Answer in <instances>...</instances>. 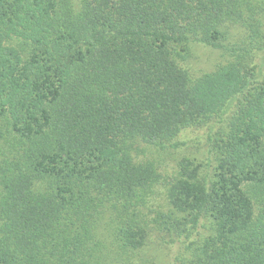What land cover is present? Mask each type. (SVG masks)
<instances>
[{"label":"trees","instance_id":"obj_1","mask_svg":"<svg viewBox=\"0 0 264 264\" xmlns=\"http://www.w3.org/2000/svg\"><path fill=\"white\" fill-rule=\"evenodd\" d=\"M157 250L264 264V3L0 0V264Z\"/></svg>","mask_w":264,"mask_h":264},{"label":"rangeland","instance_id":"obj_2","mask_svg":"<svg viewBox=\"0 0 264 264\" xmlns=\"http://www.w3.org/2000/svg\"><path fill=\"white\" fill-rule=\"evenodd\" d=\"M72 1L73 3H75L78 0H72ZM260 1L264 3V0H260ZM222 61L223 58L218 51L201 45H192L189 59L185 62H181V65L184 68L190 70L192 73L196 75H201L203 73H208L213 71L217 66V64ZM192 152L193 150L177 152L176 154H165V155H161V157L158 156V159L160 161L159 163L161 164V167L159 166L160 172L164 176L169 177L173 169L177 166L178 161H180V159L184 155L185 156L190 155L192 154ZM162 198L163 196L161 192V195L158 194L154 197V201L159 202V200ZM151 254L155 257V260L158 264H164L167 260L166 254H168V252L167 251L161 252V250H157L155 253L151 251Z\"/></svg>","mask_w":264,"mask_h":264}]
</instances>
